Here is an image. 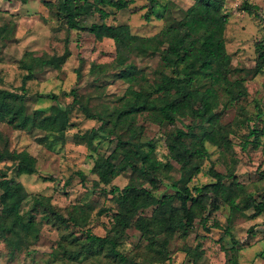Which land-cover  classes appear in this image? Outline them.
<instances>
[{"label": "trees", "instance_id": "obj_1", "mask_svg": "<svg viewBox=\"0 0 264 264\" xmlns=\"http://www.w3.org/2000/svg\"><path fill=\"white\" fill-rule=\"evenodd\" d=\"M147 1V20L153 16L165 19L167 15H173L167 2ZM193 1L190 7L182 10L176 22L167 18V25L158 33L139 36L132 33L128 23H107V19L118 11L130 9L136 0H59L58 3L44 0V4L69 31H84L94 35L97 40L110 39L114 42L115 67L119 69L116 75L129 84L123 109L95 112L83 102L78 90L73 88L69 92L73 98L71 104L63 106L58 96L53 95L51 98L58 102L50 106L49 110L36 109L31 113L24 93L0 88V122L14 129H38L48 135L66 137L69 130L76 129L71 115L75 107H79L87 119L101 122L97 130L78 137L79 140L88 136L90 155L98 151L93 142L94 137H100L101 141L110 139V136L117 138L115 148L109 155L92 156L94 163L91 172L97 176L95 184L103 186L101 189L104 193L112 194L117 210L112 213V227L105 236H98L90 229L83 231L86 255L107 249V254L118 264L163 262L170 258L169 246L176 234L187 236L195 227L196 218L201 215L199 210L206 209L211 194L229 205L230 214L225 233L229 234L233 215L241 208L237 197L245 186L235 175L236 159L232 158L233 162L228 165L229 172L226 174L211 170L216 178L215 183L189 186L195 175L202 170L201 164L207 154L206 142L226 151L230 148L229 135L232 130L222 122V111L217 109L222 103L224 107L232 106L248 96L245 80L231 77L237 69L232 65L224 39L225 18L222 10L225 0ZM241 9L264 22V16L257 5L244 2ZM97 13L100 16L98 22L89 23L88 18ZM5 29L0 28L1 39L7 37L3 34ZM160 43L165 44V48L161 53V64L156 69L157 78L147 82L145 76H137L135 73L137 64L133 59L134 51L144 58L155 56ZM255 51L256 65L250 71L257 75L264 71V37L256 42ZM71 55L68 45L62 55L27 54L29 58L23 62V68L27 70L23 85L42 67L61 69ZM92 68L105 72L103 64L94 63ZM145 114L148 120L159 125L175 124L180 118L192 120L187 125V131L177 128L169 135V156L181 165V177L170 184L172 192L161 196L155 192L159 188L160 174L163 169L170 171L173 166L169 161L163 163L157 158L153 140L140 139L143 126L138 125L137 119ZM119 130H124L127 136L123 137ZM253 133L252 130L250 134ZM0 139H3L1 134ZM6 160L12 162V170L17 175L38 173L37 158L27 150H12L6 143L0 151V164ZM129 169L136 178L141 179L140 182L134 179L124 187L112 185L115 178ZM78 175L84 180L82 172H78ZM42 178L47 181L56 180L54 174ZM226 179L230 180L229 183H226ZM142 180L150 183L151 188L145 186ZM0 191V240L6 244L12 256L28 249L30 244L39 239V222L33 210L41 208L45 216L52 217L65 228H69L71 223L82 226L87 221L83 206H75V211L66 218L49 198L40 196L34 197L32 210L23 212L24 203L31 195L21 181L15 176H9L7 172L0 174ZM213 206L220 208L219 202ZM150 208L153 212L148 215L146 211ZM244 208H252L254 215H264V195L260 200L253 195L247 196ZM130 229H136L141 238L147 240L146 262L131 260L118 249ZM162 235L164 240L161 246H157L156 238ZM70 236L73 237L72 243H80L72 232ZM60 246L64 256L68 253L70 261L78 260L82 255L77 249L69 250L64 243ZM200 246L201 243L195 249H184L195 262L204 253ZM223 250L227 253L228 264H239L237 247L225 246Z\"/></svg>", "mask_w": 264, "mask_h": 264}, {"label": "rangeland", "instance_id": "obj_2", "mask_svg": "<svg viewBox=\"0 0 264 264\" xmlns=\"http://www.w3.org/2000/svg\"><path fill=\"white\" fill-rule=\"evenodd\" d=\"M163 1L173 11V15H167L165 19L153 16L147 20L145 13L148 1L136 0L130 9L118 11L107 19V23H128L133 34L152 36L167 25V18L176 22L181 17L182 10L194 3L193 0ZM244 2L257 5L264 16V0H225L222 13L225 18L224 39L227 52L231 56L233 67L237 69L231 77L245 80L248 96L232 106L224 107V103L219 106L217 110L222 111V122L232 130L229 135L230 148L226 151L206 142L207 154L201 164L202 170L189 183L190 187L215 183L216 178L211 170L226 174L229 172L228 165L233 162L232 158L236 159L234 172L237 180L245 186L237 197L241 208L233 215L229 234L225 233L230 214L229 205L211 194L206 209L199 210L201 215L196 218L195 227L190 234L182 236L177 233L174 237L169 246L170 258L152 264H228L227 253L223 250L225 246L239 249V264H264V215H254L252 208H244L247 196L253 195L260 200L264 195V71L257 75L250 71L256 65L255 44L264 37V22L254 14L242 10ZM99 18L97 13L89 17L88 22H98ZM1 27L6 28L3 34L7 37L0 38V88L24 93L29 112L36 109L49 110L58 101L63 106L71 104L73 98L69 92L73 88L78 90L83 102L95 112H113L124 108L129 84L116 75L119 69L115 67L116 51L112 40L100 41L88 32L69 31L44 4V0H0ZM66 45L72 55L61 69L42 67L23 85L24 76L27 74L23 62L28 60L27 54L62 55ZM164 48L165 44L160 43L157 55L147 58L134 51L136 75L145 76L147 82L155 81L156 69L161 64ZM94 63L103 64L105 72L92 68ZM53 95L58 96V101L51 98ZM146 116L140 115L137 119L138 125L143 126L140 139L153 140L157 158L163 163L169 161L173 166L170 171L163 169L160 174L159 188L155 192L161 196L172 192L170 184L181 177V165L169 156V135L177 128L187 131V125L192 120L180 118L175 124L159 125L148 120ZM71 120L76 124V129L69 130L66 137L48 135L38 129L18 130L0 122V134L3 138L0 139V151L7 143L10 149L27 150L37 158L38 173L32 175L15 174L9 160L0 164V174L7 172L9 176H15L31 195L24 203L23 212L32 210L34 197L40 196L49 198L53 206L66 218L75 211V206H83L87 220L82 226L71 223L69 228H65L52 217L45 216L41 208L33 210L40 228L38 241L12 256L6 244L0 240V264H118L107 254V249L86 255L83 235L84 230L90 229L98 236H105L112 227L111 216L117 210L116 203L112 194L104 193L101 189L103 186L95 184L97 176L91 170L94 163L92 156L109 155L115 148L117 138L110 136V139L101 141L100 137H94L93 142L98 151L95 155H90L88 136L79 140L78 137L97 130L101 122L87 119L79 107L72 111ZM252 130L254 133L251 135ZM121 134L123 137L127 136L124 130ZM78 172L84 174V180ZM53 174L56 176L55 181L42 178ZM134 179L141 181L129 169L115 178L112 185L124 187ZM225 181L229 183L230 180ZM142 182L151 188L150 183L144 180ZM218 202L220 208L216 209L213 204ZM152 212L150 208L146 214L150 215ZM70 232L79 238L78 245L71 242L73 237ZM163 240V235L158 236L156 245L161 246ZM62 243L69 250L81 251L79 259L70 261L67 258L68 253L64 256L60 246ZM199 243L204 253L195 262L184 249H195ZM146 244L147 240H143L136 229H130L118 249L129 259L143 262L146 259ZM146 264L151 263L147 261Z\"/></svg>", "mask_w": 264, "mask_h": 264}]
</instances>
